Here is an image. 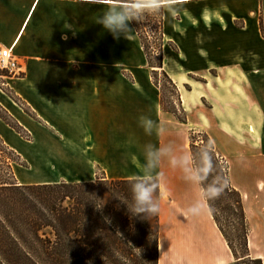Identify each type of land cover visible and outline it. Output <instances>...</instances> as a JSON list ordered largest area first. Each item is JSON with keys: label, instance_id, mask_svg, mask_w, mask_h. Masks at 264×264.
Segmentation results:
<instances>
[{"label": "crops", "instance_id": "crops-1", "mask_svg": "<svg viewBox=\"0 0 264 264\" xmlns=\"http://www.w3.org/2000/svg\"><path fill=\"white\" fill-rule=\"evenodd\" d=\"M212 1L132 0V3L134 7L159 6L172 12L200 4L204 15H210L208 6ZM120 2L122 0H104L102 4L88 0H0V48L12 49L23 72L21 77L8 76L3 84L34 115L22 110L12 96L0 89V107L29 134V138H24L0 117V140L9 149L24 156L21 140L35 144L44 129L59 144L82 145L91 152L96 163L102 166L106 179L149 174L144 159L149 135L138 126V119L145 116L164 127L158 114L164 111L160 93L147 77L127 69L132 59H145L133 24L126 38L119 39L95 24L97 16ZM237 10L228 7L220 9V13L237 15ZM170 22L171 19L164 17L163 40L179 44V36L169 30ZM207 37L210 42L204 46L206 59H187L186 66L179 61L170 67L166 57L162 58V65L176 86L186 115V122L175 118L176 121L190 126V130H204L217 155L227 160L228 180L241 194L245 216L250 219L264 207V168L257 166L249 170L240 166L239 160L254 153L257 160L264 161V38L258 26L248 28L234 24L211 31ZM185 39L190 41V35ZM181 40L183 44L185 41ZM179 49L183 51L180 45ZM184 51L192 52L190 48ZM116 67L120 70L114 71ZM189 74L201 80L190 78ZM175 78L184 81L187 94L198 95L199 105L193 110L185 108L184 95ZM186 79L199 84L197 90ZM193 103L196 104V99ZM151 137L156 147L171 143L187 153V143L183 140L181 146L177 132L164 134L154 130ZM112 152L117 155L111 156ZM186 171V167H173L165 158L159 162L155 173L160 195L163 193L168 199L160 206L158 264H230L234 257L221 232L210 224L204 201L205 211L201 215L186 212L197 200L196 190L185 179ZM162 177L163 190L168 196L162 190ZM251 177L257 178L252 182ZM93 179L95 175L90 178ZM88 180L79 178L77 181ZM170 200L175 203L177 213L183 211L182 223L187 224L177 223L171 233H166L172 210ZM199 221L211 229L208 234L187 232L193 229L188 225H197ZM259 229L250 231L248 248L249 255L264 264V219ZM254 234L259 237L258 241Z\"/></svg>", "mask_w": 264, "mask_h": 264}, {"label": "trees", "instance_id": "trees-1", "mask_svg": "<svg viewBox=\"0 0 264 264\" xmlns=\"http://www.w3.org/2000/svg\"><path fill=\"white\" fill-rule=\"evenodd\" d=\"M132 24L140 38L143 52L147 54V47L135 22ZM157 66L161 68L162 62L159 61ZM162 73L171 82L166 72ZM171 84L180 104L176 86ZM12 98L34 116L19 97L13 95ZM162 99L160 97L161 108L167 111ZM179 106L183 117L174 110L167 112L178 121L186 122V115ZM0 117L24 137L26 131L1 107ZM202 137L203 143L196 145L195 137L190 136L189 154L208 148L213 156L214 170L226 180V189L236 194L234 208L238 212L241 231L239 249L231 244L215 212H210L234 257L230 264H262L261 259L249 255V228L240 193L229 184L210 138L206 134ZM198 162L197 152L193 163ZM131 180L96 178L93 181L41 184L1 181L0 264H128L134 260L133 252L137 249L148 258L152 256V264H158L157 228L151 231L143 227L141 217L130 215L127 205L116 199L117 196L130 197ZM208 205L212 208L210 202Z\"/></svg>", "mask_w": 264, "mask_h": 264}, {"label": "rangeland", "instance_id": "rangeland-1", "mask_svg": "<svg viewBox=\"0 0 264 264\" xmlns=\"http://www.w3.org/2000/svg\"><path fill=\"white\" fill-rule=\"evenodd\" d=\"M211 14L209 13L204 15V7L200 4H195L192 7L184 6L179 9V11H169L165 10L162 7H139L135 6L134 11L139 13L140 20L134 21L135 25L138 29V33L142 38V41L145 43L147 47V54L144 52L145 59H132V65L130 68H127L128 71H134L142 74L147 77L151 83L157 87V91H159V97H162L164 109L167 111L174 110L176 114L180 117H183V112L180 110V104L177 100V94L175 89L173 88L171 82L164 76L162 73L164 70L162 67H158L157 63L162 62L163 59H166L169 63L170 67L176 66V63L179 61L184 63L186 66L187 59H206L204 46L207 43L209 45V40L207 35H210L211 31L219 29H226L228 25H235L236 27H245L253 28L254 26H258L259 31L264 35V0H213L211 3ZM232 8L238 9L237 15H222L220 9L223 8ZM242 9V10H240ZM169 14V17L168 15ZM164 17L171 19L169 30L171 33L175 34V36H179V41L177 44L173 42V40H163V19ZM187 34L190 35L191 40L187 41L185 38ZM168 37V36H167ZM140 39V38H139ZM181 39H184V43L181 44ZM179 45L183 49H179ZM190 48L192 52L187 54L184 49ZM166 54L163 56V54ZM149 59L151 64L148 63ZM19 61V60H18ZM163 63V62H162ZM154 65V66H153ZM168 65L166 69L168 68ZM183 65V64H182ZM120 68L116 67L114 71H119ZM182 69L180 68V71ZM168 71V70H167ZM184 71V70H183ZM21 71V63L19 62V70L16 72H9L5 69L0 68V89L9 96L15 95L11 92L10 88L5 86L3 83L8 76L15 75L17 77L22 76ZM131 73V72H129ZM169 79L170 76L168 72H166ZM190 78L201 80L200 77L194 75H188ZM176 83L181 87L183 92L185 108L188 111L194 109L196 105H199L198 95L196 93L187 94L183 83L184 81L180 78H175ZM186 82H190L194 85L197 90L198 85L188 79ZM153 87V86H152ZM200 87V86H199ZM187 88V87H186ZM191 99V100H190ZM193 99H196V104L193 103ZM192 105H191V104ZM22 110L24 109L21 107ZM206 110L205 107H203ZM166 111H159V118L163 122L166 132H177L179 137V143L182 146L183 140H185V144L187 143V153L189 154V138L191 135L196 139V145L202 144L203 134H205L204 130L201 129H193L190 130V126L180 124L176 121L175 116L170 112L165 113ZM193 118V116H191ZM253 131V128H251ZM174 131V132H172ZM24 138H29V134L25 132ZM173 135V134H172ZM207 135V134H206ZM39 142L33 144L28 140H21L20 146L23 150L24 156L18 155L16 152L7 149L5 144H2L0 141V182L8 181V182H21V183H37L41 184L43 182H60V181H69V182H77L79 178L89 179L88 181H93L96 178H104L105 174L101 169L102 166L96 163L93 154L85 149L82 145H66L59 144L58 140L54 139L50 136L49 132L46 130H41ZM151 135H149V144L151 143ZM153 145V144H152ZM253 153V152H252ZM110 155V154H109ZM117 153L112 152L111 156H116ZM221 159V164L225 169V173L228 179V168L229 164L226 159L218 156ZM255 154L244 155V158L240 159V166H245L249 170H255L257 166H261L264 168V161H259L255 158ZM112 162V161H111ZM112 164V163H111ZM114 166V164H112ZM193 166V162L190 161L189 165L186 167L188 170ZM263 171V170H262ZM95 173V174H94ZM95 175V179L90 180ZM214 175L219 176L214 170ZM18 179V181L15 179ZM221 177V176H219ZM163 178L162 177V190H163ZM248 178V177H247ZM257 177H251V181L256 180ZM108 179V178H107ZM124 179H134V178H124ZM158 179V177H157ZM159 181V179H158ZM229 181V180H228ZM230 184V182H229ZM231 185V184H230ZM196 190V199H199L200 189L197 186H194ZM161 187V186H160ZM193 189V190H194ZM164 191V190H163ZM165 195L168 194L164 191ZM194 194V193H193ZM241 196V194H240ZM236 200V194L232 190H227L226 187L224 192L221 194L219 198L214 201H210V205L212 206L213 211L216 214V217L219 219L222 224L224 233L231 241V244L235 249H239V238L241 236V231L238 226V212L234 208ZM242 200V198H241ZM168 202V199L163 195H160L159 192V203L160 206L162 203ZM207 205L206 210L209 208L208 202L204 201ZM170 207L172 208L169 213V220L166 223L168 225V229L166 233L172 232V226L177 223L183 222V211H179L177 213L175 203L170 200ZM243 205V202H242ZM251 206V205H250ZM256 211L258 207H256ZM244 209V206H243ZM260 212L253 214V217L247 219V225L250 231H257L259 226H261L262 220L264 219V207L259 209ZM262 212V213H261ZM245 213V211H244ZM160 214V212H159ZM211 213L207 211V217L209 219L210 224L213 227H217L214 222V219ZM140 222L143 227L149 228L151 231H154L157 228L158 232V240H159V229H160V217L159 215L153 217L151 219L140 218ZM187 223H182L181 225H186ZM201 226L203 230L210 231L206 224L202 221ZM219 230V229H218ZM248 233V235H249ZM259 233V232H258ZM256 240L258 238L254 234ZM152 237V236H151ZM133 261H130L128 264H152V256L149 258L145 253H141L140 250H135Z\"/></svg>", "mask_w": 264, "mask_h": 264}, {"label": "clouds", "instance_id": "clouds-1", "mask_svg": "<svg viewBox=\"0 0 264 264\" xmlns=\"http://www.w3.org/2000/svg\"><path fill=\"white\" fill-rule=\"evenodd\" d=\"M92 4H102L104 0H88ZM140 15L134 11L132 0H122V2L108 7L101 15L96 17L95 24L109 32L114 39L126 38L131 30L130 24L139 21ZM138 126L144 132L151 135L153 131L163 133L162 125H158L151 118L140 116ZM199 162L185 172V179L200 189L199 199L195 200L186 212L192 216L201 215L205 209L202 201H214L221 196L227 186L226 180L214 175V163L211 151L203 148L197 151ZM185 153L177 149L174 144H166L161 147L149 144L144 152L145 167L150 170L149 174H140L130 181V197L117 196L116 199L127 205L128 212L132 216L151 219L157 217L160 212L159 203V181L156 176L159 162L167 158L173 167H187L189 162L195 161L196 153ZM207 211L213 209L209 207Z\"/></svg>", "mask_w": 264, "mask_h": 264}, {"label": "built area", "instance_id": "built-area-1", "mask_svg": "<svg viewBox=\"0 0 264 264\" xmlns=\"http://www.w3.org/2000/svg\"><path fill=\"white\" fill-rule=\"evenodd\" d=\"M0 68L9 72H16L19 70V61L12 53V49L0 48Z\"/></svg>", "mask_w": 264, "mask_h": 264}, {"label": "bare ground", "instance_id": "bare-ground-1", "mask_svg": "<svg viewBox=\"0 0 264 264\" xmlns=\"http://www.w3.org/2000/svg\"><path fill=\"white\" fill-rule=\"evenodd\" d=\"M201 221H199L198 223H197V225H194V226H191V225H188L187 227H192L193 229H187V232H195V231H197V232H202V233H204V234H208V231H205V230H203V227L201 226Z\"/></svg>", "mask_w": 264, "mask_h": 264}]
</instances>
